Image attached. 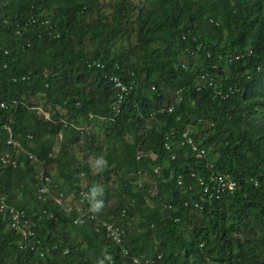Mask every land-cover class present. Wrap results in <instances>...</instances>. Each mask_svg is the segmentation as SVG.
<instances>
[{
  "label": "trees",
  "instance_id": "16d2710c",
  "mask_svg": "<svg viewBox=\"0 0 264 264\" xmlns=\"http://www.w3.org/2000/svg\"><path fill=\"white\" fill-rule=\"evenodd\" d=\"M111 8L0 0V264H264V0ZM125 34L129 49L113 50ZM115 75L133 87L121 103ZM83 137L97 171L74 153ZM17 149V166L2 162ZM47 160L56 171L44 173L42 194ZM140 172L154 176L156 194L136 183ZM214 173L237 189L196 194ZM113 177L118 203L109 202ZM71 195L82 208H66ZM194 199L202 210L185 205ZM11 209L25 212L26 234ZM103 220L126 228L127 255Z\"/></svg>",
  "mask_w": 264,
  "mask_h": 264
},
{
  "label": "built area",
  "instance_id": "2783aa9c",
  "mask_svg": "<svg viewBox=\"0 0 264 264\" xmlns=\"http://www.w3.org/2000/svg\"><path fill=\"white\" fill-rule=\"evenodd\" d=\"M111 81L113 82L114 88L118 92V97H119V102H123L127 95L131 92L133 89L131 84L124 83L123 80L115 75L111 77ZM8 107V103L5 101H0V108L6 109ZM118 108V107H116ZM119 111V109H118ZM48 116V115H47ZM10 133V138H9V144H12L14 146H20V143L15 141L14 138L12 137V130L11 127L7 126L6 127ZM185 140L183 143H189L192 145V148L194 151L197 152V157L202 158L207 155V150L205 148H200L194 141L193 137L189 136L187 133L184 134ZM167 149H171V144L169 142H166L165 144ZM31 158L35 159V156L33 154H30ZM2 162L5 164H12L13 166H17L18 164V159L15 158L12 154L6 153L5 155L2 156L1 158ZM42 187L40 189V192L42 194H48L50 191L49 184V177L45 176L42 174ZM200 182L202 184V188L195 193L203 192L202 198L206 199H218L220 198L223 194L225 193H232L237 189V181L232 177L230 174H221V173H214L211 174L207 179L200 178ZM180 184L183 183V181L180 180ZM186 206H194L195 208L198 209H203V204L198 200L194 199L191 203L186 202ZM11 213L13 214V223L12 226L20 231H23L24 234H26V230L23 227L22 223L27 224L28 220L25 218V212L24 211H18L15 209H11ZM99 225L104 228L107 232L108 237H110L115 243L120 245L122 248H124V238L126 235V228L116 224L114 222L106 221L103 220L99 222ZM124 253L125 255L128 254V250L124 248ZM134 261L137 264H150V259H147L146 261H142L140 259H134ZM110 264H123L115 259H113L112 256H110Z\"/></svg>",
  "mask_w": 264,
  "mask_h": 264
},
{
  "label": "rangeland",
  "instance_id": "374dc122",
  "mask_svg": "<svg viewBox=\"0 0 264 264\" xmlns=\"http://www.w3.org/2000/svg\"><path fill=\"white\" fill-rule=\"evenodd\" d=\"M117 1H119V0H101L102 5H104L106 11L111 10L112 9L111 7ZM135 1H140V0H135ZM128 38H129L128 34H125L121 38L115 40L114 43L112 44L113 50H115L117 52H121L123 50H128L129 49L128 45L130 44V41H128L129 40ZM90 46H92V45L90 44ZM229 70H230V67L224 68V71L227 73L229 72ZM47 115H49L48 112L46 113V116ZM191 128H192V126H191ZM191 128H190V130H192ZM127 137H129V135ZM86 141H87V139L83 137L81 139V141L79 142L78 146L76 147V149L74 150V153L76 154V156L79 159H82L85 155H88V157L90 158V162L93 164L95 170L97 171V168H96L97 167L96 166L97 161L95 160L91 151L86 150ZM60 148H61V142H58L55 145V147L53 148L52 154L55 156V154L57 152H59ZM21 152H23V151L17 149V152H16V158L17 159H19L22 156L23 153H21ZM38 164H40V167H41V174H44L46 171H48V172H55L56 171L55 163L52 160H47L45 162L42 161L41 163H38ZM129 176H133V174H130ZM136 178H137L136 183L147 185L149 187L150 193L152 195H154L158 192V184H157L154 176L151 175L149 172H140ZM112 185L116 186L117 189H115L116 190L115 192L113 191V194H110L109 202L110 203H118L121 200V198H123V197L119 196L120 188L118 186V179L116 177L112 178ZM66 201H67L66 208L68 210H71L72 208H82L81 203L74 200V195H71L70 197H68L66 199ZM148 201L150 203H152L151 198H148Z\"/></svg>",
  "mask_w": 264,
  "mask_h": 264
},
{
  "label": "clouds",
  "instance_id": "9594fccd",
  "mask_svg": "<svg viewBox=\"0 0 264 264\" xmlns=\"http://www.w3.org/2000/svg\"><path fill=\"white\" fill-rule=\"evenodd\" d=\"M47 117H49V115Z\"/></svg>",
  "mask_w": 264,
  "mask_h": 264
}]
</instances>
